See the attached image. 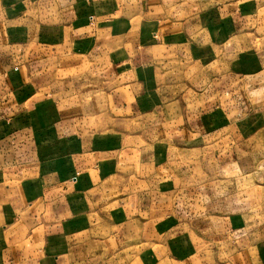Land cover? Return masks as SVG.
Here are the masks:
<instances>
[{"label": "crops", "instance_id": "obj_1", "mask_svg": "<svg viewBox=\"0 0 264 264\" xmlns=\"http://www.w3.org/2000/svg\"><path fill=\"white\" fill-rule=\"evenodd\" d=\"M259 11L264 0H0V264H247L237 216H223L230 205L191 207L173 225L160 216L173 191L148 184L155 153L97 147L94 134L138 98L133 81L110 91L93 70L119 77L222 19L236 26ZM111 180L123 192L132 183L108 227ZM128 248L138 249L130 260Z\"/></svg>", "mask_w": 264, "mask_h": 264}, {"label": "rangeland", "instance_id": "obj_2", "mask_svg": "<svg viewBox=\"0 0 264 264\" xmlns=\"http://www.w3.org/2000/svg\"><path fill=\"white\" fill-rule=\"evenodd\" d=\"M185 42L166 56L157 53L154 62H131L134 68H124L119 77L110 68L93 70L109 79L110 91L116 89L113 82L133 81L138 98L124 101L130 111L122 109L120 118L93 139L98 148L136 145L155 153L156 162L149 160L155 166L145 171L155 172L157 180L148 184L150 189L173 191V209L160 215L173 225L191 207L207 211L215 202L222 205L216 210L230 205L223 216H237L236 244L249 251L240 259L264 264V11L236 26L222 19ZM76 71L58 75L75 76ZM78 99L80 104L85 98ZM103 101L106 108L105 95ZM132 110L141 114L132 117ZM168 111L173 117L165 122ZM130 183L125 181L124 192L114 180L107 184L108 227ZM199 246L213 250L209 244ZM135 249L124 251L128 260Z\"/></svg>", "mask_w": 264, "mask_h": 264}]
</instances>
